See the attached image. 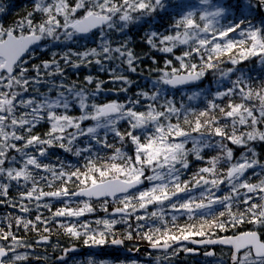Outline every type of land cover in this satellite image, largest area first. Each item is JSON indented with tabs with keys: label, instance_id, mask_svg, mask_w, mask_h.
<instances>
[{
	"label": "snow or ice",
	"instance_id": "obj_1",
	"mask_svg": "<svg viewBox=\"0 0 264 264\" xmlns=\"http://www.w3.org/2000/svg\"><path fill=\"white\" fill-rule=\"evenodd\" d=\"M199 3L206 7L193 11L171 0H32L21 19L7 27L0 23V204L22 214L8 215L0 227V264H33V258L44 264L46 257L34 245L50 244V225L70 239L83 238L89 249L123 246L135 233L163 252L168 264L181 252L199 255L201 246L205 264H264V158L257 152L264 143V82L254 85L237 67L249 58L264 63V0ZM6 11L0 3V16ZM160 15L176 19L163 30L153 27L144 39L172 58L164 60L152 89L124 102L100 101L105 83H120L127 92L124 85L132 82L125 73L138 70L139 57L126 39L129 29ZM256 17L258 25L252 22ZM115 34L125 39L117 41ZM49 45L78 47L63 52V65L57 52L29 65L28 58ZM224 63L232 67L224 69ZM90 65L108 73L109 81L89 74L85 85L94 87L65 83V66ZM210 74L220 77L215 91L203 87ZM185 88L200 89L186 99L203 96L205 106L178 102L173 92ZM45 124L43 136L36 134ZM128 144L132 155L124 150ZM229 145L242 149L240 155ZM54 149L77 163L59 156L51 162ZM106 149L111 154L101 155ZM205 150L216 154L208 158ZM193 161L203 166L190 171ZM253 176L261 178L253 183ZM12 190L18 197H10ZM53 202L61 205L55 211ZM97 211L107 215L80 219ZM181 216L189 222L178 224ZM245 223L253 227L217 234ZM118 224L127 228L122 237ZM19 230L40 238L29 242ZM217 245L229 249L227 261L217 255ZM79 254L75 245L60 248L54 264H72ZM75 264L111 262L89 254Z\"/></svg>",
	"mask_w": 264,
	"mask_h": 264
},
{
	"label": "trees",
	"instance_id": "obj_2",
	"mask_svg": "<svg viewBox=\"0 0 264 264\" xmlns=\"http://www.w3.org/2000/svg\"><path fill=\"white\" fill-rule=\"evenodd\" d=\"M25 2V1H24ZM27 3V2H26ZM23 4V2H18L16 4V7H20V5ZM29 5V3H28ZM26 10L31 11V5L28 6L26 9L22 10L18 16L19 17H15V19L17 18V20L21 19L24 16V13ZM24 11V12H23ZM21 15V16H20ZM139 47V46H138ZM137 48V47H136ZM237 49H233V52L231 54H236L237 53ZM148 54H150V52H147L146 55L143 56V58L145 56H148ZM228 53H226L222 59L227 60L228 57ZM155 59L157 60L156 64H147L145 61L148 60V57H145V59L142 61L141 67L139 68V73L137 75H133V76H127L128 79L132 82L131 85H124V87L128 88L127 92H121L120 88H121V84L120 83H111V84H104V87L106 89V91L103 93L105 95L102 94V96L99 97V100H103V99H107V101H111V100H118L120 102H124L126 101L127 98H135V95L137 92L141 91V90H148L150 91L152 89V84L151 81L153 79L156 78V76L158 75L157 72L159 71L160 68H162L163 66V57L158 56L155 57ZM258 58H249L248 60L243 61V63H241L240 65H238L237 67L244 69V71L252 78V82L254 83V85H260L262 82H264V63H258ZM61 64H64V61H60ZM162 62V63H161ZM222 68L227 69L229 67H232V65L228 64V63H224L221 65ZM87 67H81L80 69H72L71 66H67V70L65 71V76H67L68 82H75L78 85H82V86H87V87H91V85H85V81L84 78L86 76V74H88L89 72L86 69ZM72 69V70H71ZM69 70V71H68ZM83 70V71H81ZM90 72L92 73H96L95 69H91ZM69 75V76H68ZM102 74H100L101 76ZM71 76V77H70ZM209 78L205 79V82L203 84V87L205 89H211L212 91H215V89L218 87V85L216 84V80L220 79V77L216 76V75H212L210 74L208 76ZM233 79L235 78L234 76L232 77ZM67 82V83H68ZM219 87H221V90H223V86L220 85ZM109 89H111V91H108ZM45 90V89H44ZM194 90L199 91L200 89L198 88H193L191 90H187L189 92H193ZM173 94L175 96H180L181 92H173ZM209 99L211 97H208ZM106 101V102H107ZM192 105L198 107V108H203L205 106V104L207 103V100L202 96L200 99L195 100V101H191ZM91 123V122H89ZM45 126V127H44ZM47 125H41L40 127L37 128L38 132L36 131V129L34 130L36 134H39L41 136H43V134L47 131ZM126 124L122 123V130L123 128H126ZM40 128V129H39ZM42 132L40 133L39 132ZM44 130V131H43ZM110 142L113 140L112 137H109ZM119 146V145H117ZM230 147H234L235 149V155H238L239 151L241 150L240 148H237L235 146L229 145ZM125 151L128 152L129 155H132L133 149H132V145L128 144L126 148H124ZM53 151V156L52 159L54 160V163L56 162V156H59L61 159H67V160H71L73 163H77V158L68 156L67 154H65L62 150L60 149H54ZM111 149H106L105 152H102L101 155H104L105 153L111 154ZM216 153H213L209 150H205L204 155L208 158H210L212 155H215ZM199 166H203L201 164V162L199 161H193V166L190 169V171H194L197 167ZM45 190H54L53 189H49L47 187H45ZM16 194V195H15ZM10 197H18V191L17 190H12L10 191ZM100 205L99 201H94V206ZM61 206L60 202H53V206H52V210L55 211L57 207ZM112 208V207H111ZM111 210V209H110ZM43 210H41L42 212ZM43 216H50V213L46 210L45 212H42ZM8 215H22L21 213L18 212L17 209H13L12 207L9 206V204H6L5 207L0 208V227H3L6 223H7V216ZM28 218H34V216L36 215V212L33 211L31 213H28ZM63 219V218H61ZM168 219L170 220V217H168ZM189 221L187 220L186 217L181 216L179 218V220L177 221L178 224H185L188 223ZM37 227L40 229V234L43 235V226L42 225H37ZM50 227L52 228V239H67L68 237L62 234V230H59L55 227V225H50ZM246 226H243L242 224L238 226V228L235 229H231L228 233H217L218 235H223V234H229L232 233L234 230L236 231H242L243 229H245ZM126 232V230H124L122 233H117V236H122L124 233ZM19 235L24 237L26 240L29 241H35L37 239L40 238L39 235H37V233L35 231L29 230L28 232H24L23 230H19ZM134 238L132 240H127V241H136L139 244L142 243H147L146 241L140 239L138 236H136V234L134 233ZM70 239V238H69ZM83 238H81L80 240H73L74 242L80 243L82 241ZM81 245H83V242L80 243Z\"/></svg>",
	"mask_w": 264,
	"mask_h": 264
},
{
	"label": "rangeland",
	"instance_id": "obj_3",
	"mask_svg": "<svg viewBox=\"0 0 264 264\" xmlns=\"http://www.w3.org/2000/svg\"><path fill=\"white\" fill-rule=\"evenodd\" d=\"M23 2L24 0H19V2ZM28 1V2H27ZM25 0V2H27V3H29V5H31V8H32V0ZM13 2V3H12ZM219 2L220 3H223L224 2V0H219ZM233 2H234V0H233ZM0 3H3L5 6H7L6 8H7V11L2 15V16H0V23H3L4 24V26L5 27H7V26H9V25H12V24H14V22H16V21H18L17 19L15 20V17H16V15L18 16L20 13H21V11L22 10H24V9H26L29 5L27 4V3H24L23 2V4L20 6V7H15L16 6V4L18 3V0H0ZM171 3H172V5H176V4H180L181 6H182V9H185V10H187V9H190V10H193V11H197V10H199V9H203L204 7H206V6H204V5H202V4H200L199 3V0H171ZM14 5V6H13ZM11 6V7H10ZM13 6V7H12ZM15 9V10H14ZM27 11H29V10H26L25 11V13H24V15L26 14V12ZM170 11H171V9H170ZM19 12V13H18ZM13 15V16H12ZM12 18H11V17ZM8 17V18H7ZM171 18V19H170ZM174 19H176V17L173 15V16H167V15H160V16H157L156 17V19H155V21L152 23V24H144V26L146 27H137V28H130L129 29V32H128V36H127V43H128V46L134 51V53L139 57V60H138V62H137V69L139 70V68L141 67V64H142V61L145 59V57H148V60H146L145 62L147 63V64H156L157 63V60L155 59V57H158V56H161V57H163V65H164V60L165 59H171L172 57L169 55V56H165L164 54H161V53H158V52H156L155 50H153V49H151L149 46H148V44L145 42V39H144V33H145V31L147 32V31H149V30H151L153 27L155 28V29H158V30H163V28L165 27V26H170L171 25V23L173 22V20ZM8 20V21H7ZM12 20V22H10ZM14 20V21H13ZM252 22L253 23H255V24H259V17H256V18H254L253 20H252ZM221 23H224V21H221ZM155 25H157L158 26V28H156V26ZM159 26H161V27H159ZM163 27V28H162ZM136 29V30H135ZM145 29V30H144ZM136 32H135V31ZM140 30V31H139ZM138 32V33H137ZM144 32V33H143ZM134 35H132V34ZM131 34V35H130ZM139 35V36H138ZM231 35H233V36H235V33H233V34H231ZM133 36V37H132ZM137 36V37H136ZM114 39L115 40H117V41H119L120 39H125L121 34H115V36H114ZM136 39V40H135ZM139 46V47H138ZM69 47H71L72 48V50L73 51H76L77 50V47L78 46H76V45H69V46H62V47H59V48H56V47H52L51 45H49V47H48V49L47 50H45V53H44V51H41V50H37L35 53H34V55H33V57H31V58H28V63H29V65H33V64H40L41 62H42V60L43 61H49V60H51L52 59V53L53 52H57L58 53V55L56 56V59H58V60H62L61 59V55L63 54V52L64 51H68V48ZM137 47V48H136ZM147 47L149 48V49H147ZM140 49V50H139ZM146 49V50H145ZM48 50H50V51H48ZM81 50H82V48H81ZM147 52H150V54H148V56H145L144 58H143V56L144 55H146V53ZM40 53V54H39ZM47 54V55H46ZM51 54V55H50ZM177 54H179V52L177 53ZM46 55V56H45ZM41 57V58H40ZM43 57H44V59H43ZM48 57V58H47ZM47 58V59H46ZM152 58H154L155 59V61H156V63H153V59ZM73 59H75V57H73ZM258 60V63H261L260 62V60L259 59H257ZM63 61V60H62ZM161 62V63H162ZM174 62V64H176V62L175 61H173ZM162 65V66H163ZM87 71L89 72L88 74H86V76L87 75H89V74H91V75H93L94 77H97L98 79H100V80H104V81H109V74L108 73H102V72H100L99 70H98V68H97V66H95V65H90V66H88L87 68ZM91 69H95V74L94 73H92V72H90V70ZM67 70V66H65V71ZM137 70V72L136 73H131V72H126L125 74L127 75V76H133L134 74L135 75H137L138 73H139V71ZM100 74H102L101 76H100ZM157 74H158V72H157ZM66 77V80H65V83H67L68 82V77L67 76H65ZM68 78V79H67ZM56 80H57V82H59V80H60V78L59 77H56L55 78ZM105 84H111V82H108V83H105ZM91 87H94V85H91ZM103 87H104V85H103ZM104 89H105V87H104ZM42 91H44V89L42 88L41 89ZM105 91H106V89H105ZM194 91H196V90H194ZM192 94V92H189V91H187V90H183L182 92H181V94H180V96H175V98H176V100L179 102V101H181V100H183V102L185 103V104H192L191 103V101H188L187 99H186V97H187V95H191ZM103 95H105V94H103ZM102 96V95H101ZM101 101H104V102H106L107 101V99H103V100H101ZM123 123V122H122ZM127 127V126H126ZM142 139H143V137H142ZM262 145V146H261ZM189 147H191V145H189ZM262 147V148H261ZM132 149H133V146H132ZM257 152H258V154L260 155V157H262V158H264V143H261V144H258L257 145ZM241 151H242V149L239 151V153H238V155H236V156H239L240 155V153H241ZM132 154H133V152H132ZM51 162H53L54 163V160L52 159L51 160ZM251 173V170H249V174ZM261 177H256V176H253L252 177V182L253 183H257L258 181H259V179H260ZM223 187V186H222ZM6 204L7 203H4V204H0V208H2V207H5L6 206ZM100 205H97L96 207L98 208ZM112 206V204L110 203L109 204V209H110V207ZM154 208H155V206H150V208H149V211H152V210H154ZM41 210H43L42 212H45L46 210H44V209H41ZM139 214V213H138ZM107 215V213H104V212H101V211H97L96 213H94V214H89V215H86V216H84V217H81L80 219L81 220H95L97 217H104V216H106ZM246 224V223H245ZM243 226H245L244 224H242ZM118 227H120V228H118ZM253 226L252 225H250V227H248V228H245V229H250V228H252ZM122 228V229H121ZM245 229H243V230H245ZM122 230V231H121ZM123 230H126L127 231V228H126V226L125 225H123V224H118V225H116V227H115V231H116V233H120V231L121 232H123ZM234 232H236V230H234ZM238 232V231H237ZM118 237H122V236H118ZM83 240V239H82ZM74 241H75V239H74ZM73 240H71V239H69L68 238V240L67 239H50V244H42V245H39V248L41 249L40 250V254L41 253H43V257H46V259H48V260H50V257L48 256V254H49V252L51 251V252H53L54 253V255L56 256V255H58V254H60V248H63V247H67V246H69V245H81L80 243L82 242H80V243H77V242H74ZM57 243L59 244V247H57ZM69 243V244H68ZM128 245H130V246H137L136 244H133V243H131V241L128 243ZM41 246V247H40ZM42 250H43V252H42ZM45 251H47V253L48 254H46V252ZM39 254V255H40ZM89 254H92V255H94L95 257H96V259H98V260H107V261H109V262H111V264H120V262L121 261H123L124 262V264H131V259L130 258H127V257H122V256H120V258L117 256V252H115L113 249H107L105 252H103V253H96V252H90V251H87V252H85V253H83V254H80V255H77L76 257H75V260L72 262V264H75V261H84V260H86L87 258H88V255Z\"/></svg>",
	"mask_w": 264,
	"mask_h": 264
},
{
	"label": "flooded vegetation",
	"instance_id": "obj_4",
	"mask_svg": "<svg viewBox=\"0 0 264 264\" xmlns=\"http://www.w3.org/2000/svg\"><path fill=\"white\" fill-rule=\"evenodd\" d=\"M245 226H246V228L250 227L249 224H246ZM245 230H248V229H245ZM245 230H242V231H245ZM239 232L240 231H238L236 233H239ZM232 233H229V234H232ZM133 243L136 244L138 247L137 246H130V247H134V248H130L132 250H136V249L142 248L143 246L149 245L148 243H143V244H137L135 242H133ZM188 247L196 248L197 246L189 244ZM34 250L38 256L43 255V253L40 254L41 249L39 248V245H34ZM204 250L205 249L201 246L199 249V251H200L199 255H188L184 252H181L178 257L173 258L172 264H205L206 258L203 255ZM215 250H216L218 256L222 255V258L225 261L228 260V256L230 255V252H229V249L227 247L217 245V246H215ZM42 252H43V250H42ZM45 252H46V254H48L47 251H45ZM48 256L50 257V260L46 259L44 264L53 263V261L55 259L54 253L51 251L49 252ZM163 256H164L163 252H152V251H149L146 249H144V250L142 249V250H140V252L138 254L128 255L127 258H130L132 261L133 260L136 261L137 264H168L167 260L162 259ZM118 257L120 258V256H118ZM157 257H159L161 259L158 261L156 259ZM207 259L210 260L212 258H207ZM33 264H39V262L33 258Z\"/></svg>",
	"mask_w": 264,
	"mask_h": 264
},
{
	"label": "water",
	"instance_id": "obj_5",
	"mask_svg": "<svg viewBox=\"0 0 264 264\" xmlns=\"http://www.w3.org/2000/svg\"><path fill=\"white\" fill-rule=\"evenodd\" d=\"M185 89H188V88H185ZM107 246L115 247V248H118V249H122L121 252L123 254H138L140 249H147L149 251H158V250H154V249L150 248V246H144L142 248H139L138 251H136V250L135 251L128 250V249L125 248V245H123V246H111V245L108 244ZM76 247L79 249L80 253L84 252L86 249L92 250V251H95V252H100V251H103L106 248V245H104L102 247L92 248V249L85 248V247H79V246H76Z\"/></svg>",
	"mask_w": 264,
	"mask_h": 264
},
{
	"label": "bare ground",
	"instance_id": "obj_6",
	"mask_svg": "<svg viewBox=\"0 0 264 264\" xmlns=\"http://www.w3.org/2000/svg\"><path fill=\"white\" fill-rule=\"evenodd\" d=\"M1 1H2V0H1ZM24 1H25V0H24ZM24 1H23V2H24ZM26 1H27V0H26ZM18 2H19V0H18ZM27 2H28V1H27ZM12 3H13V2H12ZM24 3H26V2H24ZM27 4H28V3H27ZM19 5H20V4H19ZM13 6H14V5H13ZM13 6H12V7H13ZM20 6H21V5H20ZM29 6H30V5H29ZM6 7H7V6H6ZM10 7H11V6H10ZM15 7H16V6H15ZM14 10H15V9H14ZM23 12H24V11H23ZM27 12H28V11H27ZM18 13H19V12H18ZM21 13H22V12H21ZM12 16H13V15H12ZM20 16H21V15H20ZM10 17H11V16H10ZM16 17H19V16L16 15ZM7 18H8V17H7ZM11 18H12V17H11ZM16 19H17V18H16ZM16 19H15V20H16ZM170 19H171V18H170ZM7 21H8V20H7ZM13 21H14V20H13ZM10 22H12V20H11ZM155 26H156V28H158L157 25H155ZM144 27H145V26H144ZM159 27H161V26H159ZM140 28H141V27H140ZM145 28H146V27H145ZM162 28H163V27H162ZM137 29H138V28H137ZM135 30H136V29H135ZM135 30H134V31H135ZM144 30H145V29H144ZM160 30H161V29H160ZM139 31H140V30H139ZM135 32H136V31H135ZM145 32H146V31H145ZM137 33H138V32H137ZM143 33H144V32H143ZM131 34H132V33H131ZM131 34H130V35H131ZM132 35H133V34H132ZM143 35H144V34H143ZM133 36H134V35H133ZM133 36H132V37H133ZM138 36H139V35H138ZM136 37H137V36H136ZM120 40H121V39H120ZM135 40H136V39H135ZM147 49H149V48L147 47ZM139 50H140V49H139ZM145 50H146V49H145ZM48 51H50V50H48ZM44 53H45V51H44ZM39 54H40V53H39ZM46 55H47V54H46ZM46 55H45V56H46ZM50 55H51V54H50ZM40 58H41V57H40ZM47 58H48V57H47ZM47 58H46V59H47ZM43 59H44V57H43ZM42 61H43V60H42ZM72 69H73V68H72ZM72 69H71V70H72ZM68 71H69V70H68ZM81 71H83V70H81ZM68 76H69V75H68ZM70 77H71V76H70ZM208 78H209V77H207V79H208ZM67 79H68V78H67ZM68 83H69V82H68ZM44 127H45V126H44ZM46 127H47V126H46ZM39 129H40V128H39ZM46 129H47V128H46ZM36 131L38 132L37 129H36ZM43 131H44V130H43ZM39 132H40V130H39ZM40 133H42V132H40ZM261 146H262V145H261ZM261 148H262V147H261ZM257 150H258V149H257ZM15 195H16V194H15ZM244 225H245V224H244ZM247 226H248V225H247ZM118 228H120V227H118ZM237 228H238V227H237ZM121 229H122V228H121ZM121 231H122V230H121ZM121 231H120V232H121ZM123 231H124V230H123ZM236 232H237V231H236ZM236 232H235V233H236ZM121 233H122V232H121ZM68 244H69V243H68ZM133 244H134V243H133ZM137 247H138V246H137ZM141 250H142V249H141ZM143 250H144V249H143Z\"/></svg>",
	"mask_w": 264,
	"mask_h": 264
}]
</instances>
